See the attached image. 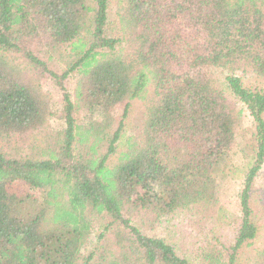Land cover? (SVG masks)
<instances>
[{"label":"trees","instance_id":"16d2710c","mask_svg":"<svg viewBox=\"0 0 264 264\" xmlns=\"http://www.w3.org/2000/svg\"><path fill=\"white\" fill-rule=\"evenodd\" d=\"M250 81L264 83V0H0V264H190L132 225L176 215L198 226L197 264H238L259 232L264 163V92ZM133 103L141 127L120 142ZM238 103L252 126L236 150ZM52 113L61 125L45 130ZM226 178L241 181L228 245L202 223ZM251 262L264 264V240Z\"/></svg>","mask_w":264,"mask_h":264},{"label":"rangeland","instance_id":"374dc122","mask_svg":"<svg viewBox=\"0 0 264 264\" xmlns=\"http://www.w3.org/2000/svg\"><path fill=\"white\" fill-rule=\"evenodd\" d=\"M59 64V63H58ZM61 64H59L60 66ZM57 67V69L59 68ZM72 83H68L66 86V92L71 93ZM253 83V87H257L264 92V83L262 81H250ZM41 91L48 95V100L51 105L52 110L54 113L60 117L62 108H63V96L62 91L55 85V83L48 77L44 76L41 79ZM71 95V94H70ZM238 106L243 110L242 114V128L244 129H237L236 135V146L241 141L243 131L250 129L252 126L251 118L249 114L244 110V108L238 103ZM122 114V109L116 107L113 110V116L116 117V122L120 120ZM76 115V118L79 122H82V115ZM48 120L46 118L43 129L49 130L54 129L55 127H59L61 125V121L54 117V114H51V117ZM264 118V115H263ZM141 127V117L138 110V106L136 103H133L129 109V113H127V117L123 121V128L121 130V139L120 142L126 140L127 137L132 136L137 131H139ZM38 138L37 136H34ZM38 140V139H37ZM38 142V141H37ZM121 145V144H120ZM235 149L238 150L239 146ZM242 162V161H241ZM233 164H237L235 160L232 161ZM217 188L215 195L217 197V204L213 210V214L208 215L207 218L202 219L203 224L206 228L205 232L208 230H214L218 235L222 237V242H226L227 245L232 243L234 233L237 230L239 221H240V207H239V194L241 191V181L239 178H226L224 180H218L216 182ZM264 184V163L261 166V170L258 172L254 184L253 189L251 191L250 196V203L253 207L254 212L257 215L256 223L259 226V232L254 240L253 245L250 249L245 250L243 254L239 257L238 264H252V260L257 256L259 253V247L263 244L264 240V212L257 204V198L259 194V190ZM187 215L184 219L180 215H176L173 217H166V218H159L153 219L148 218L144 219L142 222H134V226H137L139 230L148 235H155L157 237H161L166 239L167 241H171L174 245V248L178 255L181 257L187 258L190 264H197L195 260H193L192 256L190 257V244L194 241L196 230L198 226H192L191 221L188 220ZM105 224V220H100L93 225L92 233L90 236V241L93 246H96V233L101 230L103 225ZM202 224V225H203ZM192 236V238H191ZM198 239L197 237H195ZM181 239H185V245L187 251H183V247H181L180 242ZM191 258V259H189Z\"/></svg>","mask_w":264,"mask_h":264}]
</instances>
